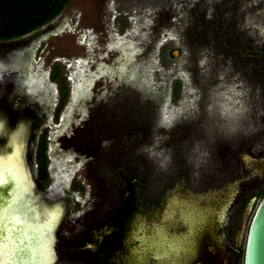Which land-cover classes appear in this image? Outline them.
I'll return each instance as SVG.
<instances>
[{"label":"rangeland","instance_id":"rangeland-1","mask_svg":"<svg viewBox=\"0 0 264 264\" xmlns=\"http://www.w3.org/2000/svg\"><path fill=\"white\" fill-rule=\"evenodd\" d=\"M20 1L0 77L41 115L40 187L70 199L54 264H128L186 201L211 210L195 262L244 264L264 197V0H69L6 35L46 4Z\"/></svg>","mask_w":264,"mask_h":264},{"label":"water","instance_id":"water-1","mask_svg":"<svg viewBox=\"0 0 264 264\" xmlns=\"http://www.w3.org/2000/svg\"><path fill=\"white\" fill-rule=\"evenodd\" d=\"M40 117L21 92L20 81L13 76L0 77V157L5 158L0 163L2 264H54L62 221L70 204L67 196H47L37 181ZM244 264H264V197L250 225Z\"/></svg>","mask_w":264,"mask_h":264},{"label":"flooded vegetation","instance_id":"flooded-vegetation-1","mask_svg":"<svg viewBox=\"0 0 264 264\" xmlns=\"http://www.w3.org/2000/svg\"><path fill=\"white\" fill-rule=\"evenodd\" d=\"M6 76L15 77L16 74L6 72ZM34 90L37 92L36 89ZM22 126L20 125L19 127ZM25 128H27L26 131L29 129L27 125H24V129ZM21 129H23V127ZM22 138L23 143L25 135ZM31 155H33V152H31ZM171 209L172 208H170V206H167L164 209L161 221L158 222L159 224L156 228H154V230H150L149 233L145 231V235L144 231L140 233V239L142 238L141 240H143L145 244L147 242V245L144 244L141 246H134L133 256H131V253L128 255V264H193L196 261L202 234H204V229L209 223V213L211 210L207 206L197 208L187 203V201L182 202V205L178 209V216L174 215L172 211L167 214V212H170ZM198 211L201 212L198 213ZM176 217H178L183 224L184 231L182 232L175 233L173 231H169L167 229L168 227L164 225L165 219L167 221L169 219L175 220ZM137 232L138 231L136 230L135 233ZM68 259L69 258H67V260ZM195 264L203 263L195 262Z\"/></svg>","mask_w":264,"mask_h":264},{"label":"trees","instance_id":"trees-1","mask_svg":"<svg viewBox=\"0 0 264 264\" xmlns=\"http://www.w3.org/2000/svg\"><path fill=\"white\" fill-rule=\"evenodd\" d=\"M16 0H4L3 3V8L1 1H0V35L4 33L5 27L10 26L7 24V18L9 17L8 15L11 13V10L13 7H18L19 5L25 3L24 1H20L18 5L16 3H12ZM69 0H46V4L44 5L43 8L41 9H36L33 7L32 9L29 10L28 14V23H19L16 26V30L7 33L6 35H11L14 33H22L25 34L28 31L32 30L36 26L43 25L44 21L46 19L51 18L55 14H57L58 10L61 9L66 3H68ZM3 2V1H2ZM4 35V34H3Z\"/></svg>","mask_w":264,"mask_h":264},{"label":"bare ground","instance_id":"bare-ground-1","mask_svg":"<svg viewBox=\"0 0 264 264\" xmlns=\"http://www.w3.org/2000/svg\"><path fill=\"white\" fill-rule=\"evenodd\" d=\"M40 87H36L35 89H36V91H38V89H39ZM76 93H77V89H74V93H73V97H72V99L74 100V98H75V96H76ZM58 180V179H57ZM54 261H55V259H54Z\"/></svg>","mask_w":264,"mask_h":264},{"label":"snow or ice","instance_id":"snow-or-ice-1","mask_svg":"<svg viewBox=\"0 0 264 264\" xmlns=\"http://www.w3.org/2000/svg\"><path fill=\"white\" fill-rule=\"evenodd\" d=\"M8 159L10 160V159H11V157H8ZM2 162H5V158H3V157H0V163H2ZM0 264H2V261H0Z\"/></svg>","mask_w":264,"mask_h":264},{"label":"clouds","instance_id":"clouds-1","mask_svg":"<svg viewBox=\"0 0 264 264\" xmlns=\"http://www.w3.org/2000/svg\"><path fill=\"white\" fill-rule=\"evenodd\" d=\"M232 131H235V129H233Z\"/></svg>","mask_w":264,"mask_h":264}]
</instances>
